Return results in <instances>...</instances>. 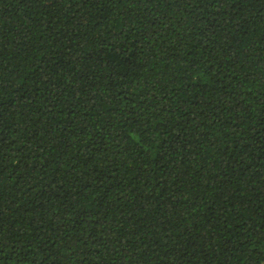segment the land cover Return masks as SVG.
Segmentation results:
<instances>
[{"label": "trees", "instance_id": "16d2710c", "mask_svg": "<svg viewBox=\"0 0 264 264\" xmlns=\"http://www.w3.org/2000/svg\"><path fill=\"white\" fill-rule=\"evenodd\" d=\"M0 264H264V0H0Z\"/></svg>", "mask_w": 264, "mask_h": 264}]
</instances>
